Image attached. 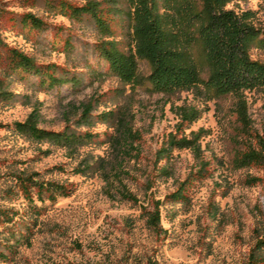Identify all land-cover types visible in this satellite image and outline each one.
I'll return each mask as SVG.
<instances>
[{
	"label": "rangeland",
	"instance_id": "obj_1",
	"mask_svg": "<svg viewBox=\"0 0 264 264\" xmlns=\"http://www.w3.org/2000/svg\"><path fill=\"white\" fill-rule=\"evenodd\" d=\"M1 1L5 45L0 48V92H10L12 99L0 96V210L16 214L13 230L18 237L28 236L29 242L10 250L7 246L15 239L1 224L0 253L7 259L0 255V264H243L252 255L264 264V165H236L246 148L232 108L233 92L220 96L211 91L208 99L191 91L161 92L150 77L151 61L136 49L132 27L142 24L148 7L162 20L171 46L206 68L205 47L195 35L201 0H119L125 14L106 38L116 40L126 55L136 56L134 77L127 81L106 73L109 63L95 50L98 32L60 11L62 3L82 5L87 0ZM227 8L251 10L255 24L264 26V0H231ZM27 13L43 20L45 29L31 31L24 22ZM10 48L33 57L38 65L53 63L75 72L82 84L78 89L67 84L42 88L39 77L24 78L12 71ZM251 55L264 58V49L254 44ZM245 95L253 131L262 135L264 86L246 88ZM184 101L198 104L202 115L178 135L204 129L203 161L190 149H174L158 161L157 151L177 132L172 106ZM90 102L94 123L77 127L75 121ZM124 109L134 115L133 126L142 139L139 156L126 160L116 175L107 141L113 122L98 115H117ZM33 110L40 114V127L61 130L70 124L96 134L95 139L76 148L36 141L13 127ZM165 164L172 175L160 172ZM18 176L53 182L69 193L42 202L32 187L31 205ZM123 187L139 202L123 199ZM157 200L161 232L147 221Z\"/></svg>",
	"mask_w": 264,
	"mask_h": 264
},
{
	"label": "trees",
	"instance_id": "obj_2",
	"mask_svg": "<svg viewBox=\"0 0 264 264\" xmlns=\"http://www.w3.org/2000/svg\"><path fill=\"white\" fill-rule=\"evenodd\" d=\"M230 1L201 0V9L195 15L199 23L198 33L195 35L205 47L207 65L204 69L199 67L191 56L171 46L170 37L161 26L162 20L155 19L156 16L154 17V14L148 11V7L145 12H142L144 19L142 24L132 27L133 36L136 37L137 51L146 56L154 67L150 77L157 90L166 94L191 91L195 96L206 97V99L210 97L207 95H210L211 91L218 92L220 96L233 92L232 108L240 124V133L244 136L242 141L246 148L235 159L236 165L239 168L259 166L264 165V132L260 135L253 131L245 89L264 86V58L254 59L251 55L254 44L264 49V26L255 24L251 10L239 12L233 8H227ZM59 8L61 13L69 16L70 19L90 24L101 36L95 44V50L109 63L107 74H116L124 81L133 79L134 67L137 65L136 56L126 55L127 51L121 50L116 40L106 38L111 35L115 20L125 14L119 5V0H87L82 5L62 3ZM2 11L3 2L0 0V13ZM24 22L31 31L45 29V22L32 13L25 14ZM4 45L0 35V48ZM67 47L74 49L70 42L67 43ZM9 51L12 71L24 78L39 77L42 88L52 90L67 84L73 89H78L82 84V79L75 72H70L53 63L38 65L33 57L16 48H10ZM0 96L12 99L8 91L2 90ZM172 109L178 117L177 132L170 133L164 145L157 151L158 161L169 157L174 149H190L198 160L203 161L201 137L204 129L193 130L188 135L185 133L178 135L186 124L197 120L202 115V108L196 103L184 101L182 104H173ZM92 110V102L84 104L80 117L75 121L77 127L90 126L94 123ZM99 115L101 120L108 119L113 122L114 131L108 135L107 141L113 150L114 157L111 164L117 175L118 171L123 170L126 160L139 156L142 134L134 128V115L127 109L119 111L117 115L113 111L102 112ZM39 123L40 114L37 110H33L24 121L14 122L13 127L36 141L50 142L68 148L89 144L96 136L89 130L81 131L70 124L61 130H53L40 127ZM0 126L3 124L0 123ZM160 172L167 176L172 175L168 164L161 166ZM18 178L25 198L31 205L34 203L32 187L37 189V198L42 202L46 199L54 200L57 194L68 195L69 193L65 187L53 182L45 183L32 176H18ZM119 193L125 200L139 202L138 197L126 187H123ZM180 196L184 197V194L180 193ZM148 215L149 226L161 232L163 228L159 200L155 202L154 210ZM15 216L14 213L9 214L0 210V225L3 224L4 229L13 235L11 238L15 239L13 244L9 242L7 246L10 250L23 241L29 242L28 236L21 233L18 237L14 232ZM262 242L264 243V237ZM0 255L7 259L4 252ZM261 261L260 257L252 255L243 264H261Z\"/></svg>",
	"mask_w": 264,
	"mask_h": 264
}]
</instances>
